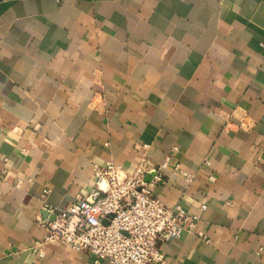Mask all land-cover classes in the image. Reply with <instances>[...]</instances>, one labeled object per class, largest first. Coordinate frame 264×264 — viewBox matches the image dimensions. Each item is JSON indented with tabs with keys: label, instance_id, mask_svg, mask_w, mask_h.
Returning <instances> with one entry per match:
<instances>
[{
	"label": "crops",
	"instance_id": "crops-1",
	"mask_svg": "<svg viewBox=\"0 0 264 264\" xmlns=\"http://www.w3.org/2000/svg\"><path fill=\"white\" fill-rule=\"evenodd\" d=\"M143 158L209 240L167 260L264 264V0H0V264H94L33 250L43 192L64 208Z\"/></svg>",
	"mask_w": 264,
	"mask_h": 264
},
{
	"label": "built area",
	"instance_id": "built-area-1",
	"mask_svg": "<svg viewBox=\"0 0 264 264\" xmlns=\"http://www.w3.org/2000/svg\"><path fill=\"white\" fill-rule=\"evenodd\" d=\"M169 161L154 165L143 158L130 171L111 161L94 166L93 188L86 197H78L64 208L48 205L49 191L45 190L42 211L47 215L38 219L45 234L33 250L61 243L93 257L94 264H182L167 260L158 244L187 235H196L204 243L209 240L196 232L199 216L187 213L180 205L166 207L153 196L152 189L163 183V170ZM175 171L191 181L183 171ZM6 180L4 171L0 185ZM210 181L215 178L210 177ZM205 210L202 205L200 211Z\"/></svg>",
	"mask_w": 264,
	"mask_h": 264
}]
</instances>
